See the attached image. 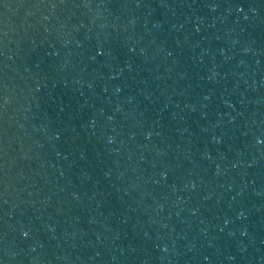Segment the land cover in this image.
Wrapping results in <instances>:
<instances>
[{"label":"water","instance_id":"obj_1","mask_svg":"<svg viewBox=\"0 0 264 264\" xmlns=\"http://www.w3.org/2000/svg\"><path fill=\"white\" fill-rule=\"evenodd\" d=\"M0 264H264V0H0Z\"/></svg>","mask_w":264,"mask_h":264},{"label":"snow or ice","instance_id":"obj_2","mask_svg":"<svg viewBox=\"0 0 264 264\" xmlns=\"http://www.w3.org/2000/svg\"><path fill=\"white\" fill-rule=\"evenodd\" d=\"M25 235H27V233H25Z\"/></svg>","mask_w":264,"mask_h":264}]
</instances>
